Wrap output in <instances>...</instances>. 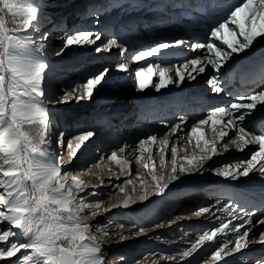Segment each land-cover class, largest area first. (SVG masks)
I'll return each instance as SVG.
<instances>
[{
    "label": "snow or ice",
    "instance_id": "6c2138e0",
    "mask_svg": "<svg viewBox=\"0 0 264 264\" xmlns=\"http://www.w3.org/2000/svg\"><path fill=\"white\" fill-rule=\"evenodd\" d=\"M128 7L135 9L138 4L133 2ZM183 9L185 14L212 19L200 31L157 38L152 46L131 53L127 42L115 35H105L83 25L61 29L57 38L62 44L56 49V56H63L72 47H87L97 57L117 49L118 59L83 71L77 80L62 85L57 94L50 91L51 64L47 56L52 33L42 30L41 0H0V264H106L109 257L95 233L108 236L107 226L89 224L86 218L113 210H136V205L147 211L153 197L164 198L177 182L183 184L185 178L202 177L205 173L234 182L255 178L264 197V82L251 91L235 94L227 87L228 73L232 70L230 61L257 48L264 54V0H235L227 7L217 0H199L195 5H183ZM102 11L92 8L87 13L97 26ZM6 15H10L14 25L11 28ZM173 48L188 49L195 55L170 54L167 50ZM114 71L132 77L138 93L152 90L159 94L172 86L180 88L186 82L203 80L213 96L226 94L232 100L211 107L202 118L192 121L190 127L189 116L184 114L172 121L161 120L163 132L147 133L134 142L112 144L104 150L98 148L95 159L80 170L99 180L103 187L105 181L100 173L107 168L103 163L107 159L119 168V173L110 176L109 182L113 177L115 180L126 177L122 183L113 184L123 194L122 199L103 207V201L88 200L101 193L95 190L85 193L87 183L77 180L71 171L64 170L62 174L64 165L51 160L56 155L55 143L56 147L65 149L58 159L67 156L65 163H72L97 131L87 128L69 136L66 131L57 130L54 114L45 103L90 101ZM259 79L264 81V70ZM205 127L215 133L213 138L206 136ZM180 141L193 147L192 154ZM233 150L245 155L214 166V158ZM154 151L159 156L158 166ZM133 160L148 172L150 180L137 174L139 184L134 183ZM93 168L97 171L93 172ZM127 186H131L130 192ZM258 211L255 206L249 211L231 198L201 206L193 215L199 218L208 214L206 218L215 217L220 221L219 226L204 230L190 247L176 256L161 258L176 261L193 257L206 243L225 234L223 242L211 252L210 261L205 260L204 264L221 261L228 264L225 257L244 256L251 245H264V231L258 239L250 238L253 227L264 224V215L254 224ZM217 212L222 216H216ZM222 217L231 219L225 222ZM238 219L243 222L233 223ZM116 227L121 230L115 233L121 242L138 238L145 231L135 222L130 225L117 222ZM229 232L234 234L231 238L226 235ZM115 258L122 264L127 259L123 255ZM135 264H140L139 260ZM253 264H264V256Z\"/></svg>",
    "mask_w": 264,
    "mask_h": 264
},
{
    "label": "rangeland",
    "instance_id": "374dc122",
    "mask_svg": "<svg viewBox=\"0 0 264 264\" xmlns=\"http://www.w3.org/2000/svg\"><path fill=\"white\" fill-rule=\"evenodd\" d=\"M131 1L135 0H41L43 11V18L41 21L42 30H50L52 33L49 39L47 56V60L51 64V71L49 73L50 91L60 94L62 85L74 82L78 79L79 74L88 69L87 67H85L82 71L78 72L77 70L82 65L92 67L101 63H108L111 58H113L112 63L117 61L118 59V50L109 55L104 54L101 57H97L94 51L91 48L87 47H72L67 50L63 56H56L55 51L62 44V40L57 38L60 36V34H56L57 31H61V29L64 28L72 29L74 26L80 27L83 25L93 30L102 31L105 33V35H115L117 37L121 35L123 37L122 39L120 38L121 40L125 39L124 37L126 36V34L131 35L133 33L135 34V36L132 35L133 38L137 37V35H139L140 33H130L131 29L129 28L131 24H135V22H137L138 18L135 19L134 17L140 15L139 18H141L145 15L146 17L144 18H153L152 16L154 15H151V13H155V9H157L159 6H154V2H158L155 0L153 3H148V1L146 0H136V4H138V7L135 9L132 8L133 11L128 12V18L125 20L126 22L124 21L126 24H129V26H127L129 31L126 32L124 30V33H121L119 31V34V32H117L115 28L125 29L126 27L122 26L124 22L118 24L116 20L114 21L109 17L110 15L111 17H115L118 10L120 9V5L124 2L130 4L132 3ZM186 2L187 4H192L191 0H187ZM92 8L103 10L102 14L99 17L100 24L98 26L93 23V18L88 17L87 15V13ZM139 9L141 10V12ZM183 13L185 15V12L182 10L180 14ZM170 18V21H173L175 19V17L173 16H170ZM5 20L8 22V26L10 28L14 26L11 23L10 15H6ZM169 22H158L155 20L154 24L159 23L160 30L154 29L150 32L148 31V38L147 40H145L144 44L140 46V49L152 46V44L157 40V38L171 37L174 35H184L182 29L179 28L180 24L178 21H174L176 24L172 25L173 27L171 28V30H161L162 28H167L172 24H169ZM146 23L139 22L138 27L141 24L143 26ZM190 25L191 27H194L195 24L191 23ZM71 26L72 28H70ZM150 26L154 27L153 25ZM145 33H147V31ZM163 33L167 34L165 35ZM145 35H143V38L146 37ZM134 49L136 48L134 47ZM129 50H131L129 52L131 53L139 49L133 50V48H129ZM167 51L170 54L174 53L177 56L181 57H192L195 55V53L191 52L190 50L182 48H173ZM246 56L248 55L241 54L239 57ZM239 57H235L233 61H230V64L232 65V70L228 73V75L234 80V83L240 82L235 76L232 77V74H234L236 61ZM132 67L135 68L136 65L134 64L132 65ZM132 79L133 78L127 74L114 71L107 77L106 83L99 88V90L96 92V94L90 101L85 100L79 103H77L76 101H72L67 104H49L46 101L45 106L54 114L57 130L66 131L69 136L73 133L87 128H94L98 133L100 129H98L97 127H101L100 124L103 122H106L103 127H107L106 129H108V131H112L111 127L113 121H116V119L118 118L124 119L131 114L136 115L132 119V121H128L130 123V126L128 127L126 134L124 131L123 136L117 138V140L115 141L112 139L110 143L109 140L111 139L113 133H107L108 135H106V137L100 135L98 137L95 136L94 140L90 144V149H92V147L94 146L95 149L91 153H88V150L86 151L87 145H85L80 150L77 157L70 164L65 163V161L68 159L67 156L64 157V160L58 159V154L63 152L65 149L58 148L56 147L55 143H53V148L55 149L56 155H52L51 160L54 163H60L64 165L62 174L64 170H67L71 171L72 174L76 176L77 171L83 169L84 167H86L89 161L95 159V153L98 148L104 150L103 148L107 147L108 149L110 144L112 145L123 142H134L147 133H159L165 131L162 124L160 123L161 120H175L178 118V115H181L183 111H186L185 113L189 116L190 127L192 121L202 118L203 115L207 114V111L211 107L216 105L219 106L220 104L223 105L232 100L230 96L226 94H221V96L219 97L213 96L210 92H208L207 86L203 80H198V82H192L190 84L186 82L180 88L172 86V88L176 91V94L167 95L166 93L162 94V92L157 94L152 90H149V93L148 90L145 93H138L134 90ZM185 91L187 93L184 94ZM182 93L184 95H182ZM147 94H149L148 97H146ZM180 96H183L182 98L184 99L188 97L190 99L197 98L199 101L198 104L200 105L199 108L196 107L195 109H198L195 111H193L192 109L190 110L187 106L184 105L183 102H181V98H179ZM173 100H175L174 105L176 107L173 106V109L172 105H170L173 109V112L171 114H167V112H164L165 108L161 106L158 107L159 103L165 104L166 102L165 105H167L168 102H171ZM211 102H213V104ZM61 107H65L66 109L68 108L69 110H66L64 112L56 111ZM114 113L117 114L113 115ZM187 130L188 129H185V132H187ZM205 133L208 138H213L215 135V133H213L207 127H205ZM67 138L68 137H66V139ZM55 139L56 137L53 136L54 141ZM183 144L184 147L188 148L189 154L194 151L193 147L187 145L185 141H180V145L183 146ZM118 154L121 156L126 155V153ZM183 154V151H181L180 155ZM242 154L244 155L245 153ZM153 157L158 166L159 156L156 155L155 151L153 152ZM129 159L132 158L129 157ZM236 160H239V158H237ZM236 160H229L226 162H233ZM103 163L107 165V168H105V170L100 173L101 178L105 181L103 187L100 186L99 180H95V178L89 174H85L84 178L81 181H84L89 186L85 189V193L92 192L93 190H95L102 194L96 198L88 197V200L92 202L103 201V207H108L111 203L122 199L123 194L119 193L118 189H114L113 184L122 183V181L126 177L121 176L120 180H115V178L113 177V180L109 182V177L112 176L114 173H119V168L112 161L107 159H105ZM167 163L170 167V154ZM107 169H111V171L109 172ZM157 170L159 171V167ZM92 171L95 172L97 170L93 168ZM137 174H139L146 180H150L148 172L142 167V165L136 164L133 160L131 178L133 179L134 183L138 185L139 181L136 178ZM217 177L218 176H214L211 173H205V176L202 177H198V175L195 177H190L184 188L182 187V184L180 182H177L172 192L166 195L164 198L153 197L152 204L149 206V209L147 211L141 210L143 209L142 205H136V210H113L112 212L107 214L101 212V214L103 213V215L97 217L98 220H100H96V222L93 220L95 219V216L89 215V219L86 221L87 223L92 225L107 226V231L109 232L108 236H104L102 232L95 233L97 236V241L101 243L102 250L109 257V259H107L106 261V264H110L112 261H117L121 264V261L115 258L120 255H123L127 258L123 262V264H135L136 260H139L140 264H152L153 260L156 261V264H204L205 260L210 261L211 252L214 251L216 247H219L220 243L215 244L212 247L206 248V251L204 253H195L193 257L184 258L183 260L177 259L176 261H172L168 259H162L161 257L176 256L180 250L188 248V245L182 246L180 243H177L176 246H168L173 245L174 243V240L172 243L169 242L170 240H172V237L170 236L171 232L173 231L174 227H177L179 223H189L192 221L200 220V218L205 217L206 214L197 218L193 215V212L198 210V208L201 206L207 207L212 205L210 203V199H213L214 196L206 193L207 191H201L202 189H199V187H188L190 183L192 182V184H194V179L197 178L199 180V183L197 185L205 186L209 183L212 184V181L216 180ZM220 178L221 177H218V179ZM201 180L204 181L200 182ZM127 190L130 192L131 186H127ZM137 191H139L138 188ZM199 192L203 193V195L205 193V196H202L200 200H195L197 199L196 195ZM210 192L215 193L214 190H210ZM175 203L176 206H174ZM213 203H215V201ZM116 215H118V218L121 219L116 220ZM261 215H264V213L259 212V216L256 219L260 218ZM169 221H174V223H171L169 225ZM117 222H122L126 225H130L131 223L135 222L138 225L143 226L145 231L143 233H140L138 238L130 237L121 242L115 235L116 232L121 231L118 227H116ZM155 224H160L163 226L158 228L152 227V225ZM200 228L201 227H196L192 230V232H190L192 238L197 237L199 234H202L204 230H207V228ZM208 229H211V227H209ZM93 231L95 232V228L93 229ZM123 231L127 232L128 228L126 227ZM241 231H243V229ZM261 231H264V224H256L251 232L253 235L252 237L258 239L259 233ZM184 233L185 235L189 236V232ZM220 240L222 243L224 238L220 237ZM251 250L253 252L257 250L255 248V245L251 248ZM242 262L236 261V263L233 264H240ZM246 262L247 261L244 260V263ZM252 262L253 261H251L249 264H251ZM219 264H224V262H219Z\"/></svg>",
    "mask_w": 264,
    "mask_h": 264
},
{
    "label": "bare ground",
    "instance_id": "6f19581e",
    "mask_svg": "<svg viewBox=\"0 0 264 264\" xmlns=\"http://www.w3.org/2000/svg\"><path fill=\"white\" fill-rule=\"evenodd\" d=\"M146 1H148V3H151L152 2V0H146ZM192 1L193 0H191V2ZM231 1L235 2V0H231ZM131 2L132 3L133 2L134 3H137L136 0L135 1H131ZM176 2H183L185 4L187 3L184 0H176ZM128 5L129 4H127L126 2H124L123 4H121L120 5V9L118 10V12L115 15V17H111V15H110L109 18L112 19V20H114V21L116 20V22L118 24L119 23H123L128 18L127 17L128 12L129 11H133V9L131 7H128ZM154 6L155 7H158V5H157L156 2L154 3ZM177 10H179V11L183 10V5L175 6L174 12H176ZM162 11H163V9L160 8V7H158L157 9H155V13L152 12L151 15L152 14L153 15H155V14L156 15H159V14L162 13ZM140 12H141V10H140ZM180 15L183 16V17L180 18L181 17ZM180 15L177 16L178 19L175 18L173 21L171 20L169 22V24L172 23L170 26H168L167 28H162L161 30H164V31L171 30V28L173 27L172 25H175L176 24L174 21H178L179 24H180V27L179 28L182 29V27H185V25H184L183 22H180V19H183V21H186L187 20L188 23H190L191 21L194 22V23H196V26L195 27H197V29H194L195 27H192V29L191 28H188V29H186V32L184 34H186V33L187 34H190V33L194 32V31H200L202 29V27H204L203 24L205 22H204L203 18L200 17L201 18V21H196L195 22V20L193 19V17H191L192 15H186V16H184V14H180ZM139 17H140V15H138L137 17H134V18L137 19ZM211 19H212V17H209V19L208 20H205V21L210 22ZM70 28H72V26ZM115 29H116L117 32H119V31L121 32L122 31V28H115ZM120 32H119V34H120ZM60 33H61V31L58 30L56 34H60ZM123 33H124V31H123ZM163 34L166 35L167 33H163ZM143 35H145V34L140 33L139 35H137V40L144 39L143 38L144 37ZM118 37L121 38V39L123 38L121 35H119ZM124 38H125L124 40L126 41L128 38H133V36L132 35H129V34H126V37H124ZM116 50L117 49H114L113 52H115ZM253 52H255V51H253ZM253 52H249V53H253ZM107 55H109V54H107ZM240 58H242V57H239L238 59H240ZM112 59L113 58H111L108 63H112ZM85 67H87L88 69L90 68L89 66H83L82 65V66L79 67V69L77 71L78 72L79 71H82L83 68H85ZM234 76H236V78L241 81L242 78H240V76L237 75L235 73V71H234V74H232V77H234ZM227 86L235 94V93H242V92L251 91L253 88L257 87L258 84H254V85L250 84V85H248L247 83H242V82L234 83V80L232 78H230L229 75H228ZM148 93H149V90H148ZM164 93H166L167 95H173V94H176V91L172 87H170L169 89L163 90L162 91V94H164ZM185 93H187V92L185 91L184 94ZM184 94L182 93V95H184ZM148 96H149V94H147L146 97H148ZM182 97L183 96H180L179 97V98H181L180 99L181 102H183L184 104H186L188 102L189 105H191L192 107H194L192 109L193 111H195V110H197L199 108L200 105L198 104L199 101H198L197 98L190 99L188 97V98H185L184 99ZM230 98L232 99V97H230ZM174 102H175V100H173L171 102H168L167 105H165L166 102H165V104L164 103H159L158 104V107L161 106V107L165 108V111L164 112H167V114H171L173 112V109H174L173 106L176 107L174 105ZM170 105H172V108L173 109L171 108ZM201 106H202V104H201ZM196 107H198V108L195 109ZM66 110H69V109L68 108L66 109L65 107L64 108L61 107V108H59L56 111H63L64 112ZM96 112H99V111H96ZM135 116L136 115H132L131 114V115L127 116L124 119H121V118L116 119V121H113L112 122V127H111L112 128V131L111 130L108 131V129L103 128L102 126L101 127H97L98 129H100V131H98L96 137H98L99 135L100 136H103V137H106V135H108L107 133H113L111 139L109 140V143H110V141H112V139L114 141L117 140V138L123 136V134H124L123 132L124 131H125V134L127 133V129L130 126V123L128 121H132V119ZM172 139L174 140L175 138H172ZM93 140H94V138L86 144L87 145L86 146V151L88 150V153H91L95 149V146L92 147V149H90L91 148V145L90 144H91V142ZM183 146H184V144H183ZM103 149H107V147H105ZM222 151H223V149H221V152ZM223 155L214 158V161H215L214 166L221 165L222 163H224L226 161H229V160H236L237 158L241 159L245 154L243 155L242 153L233 150L232 152L225 153V155L224 156ZM84 175H85V172L79 170V171H77V175L75 176V178L77 180H82L84 178ZM203 176H205V174ZM198 177H201V176H198ZM189 178L188 179L185 178V182L182 184V187L183 188L186 186V183L189 180ZM203 181L204 180H201L200 182H203ZM207 182H209V181H207ZM212 182H213L212 184L209 183V184H206L205 186L204 185H197L199 183V180L196 178V179H194V184H192V182H191L188 187L194 188L196 186L197 188L199 187V189H202L201 191H207L206 193L213 195L214 198L213 199H210L211 200L210 201L211 204H214L213 202L216 201V199L225 200V199L231 198L234 201L240 203L241 205L246 206L249 209V211H251V209L255 206L256 208L260 209V211L257 212V216L254 218V221L259 216V212H263L264 213V203H262V200H264V197H262V195H261L260 183H259V181L257 179H255V178H252V179H249V178H241L238 182H234V181H230V180L229 181H225L223 178L218 179V177H217V179L214 180V181H212ZM177 187H178V185H177ZM196 190H198V189H196ZM210 190H214L215 193L210 192ZM202 196H205V193H204V195H203V193H200V192L197 193V195H196L197 199H195V200H200V198H202ZM170 198H174V197H170ZM174 206H176V203L174 204ZM237 211H239V209H237ZM101 215H103V213L102 214L100 213V214L96 215L95 216V219H93V220L96 222V220H98L97 217H99ZM207 215L208 214H206V216ZM241 215H243V214L241 213ZM206 216L200 218V220L192 221V222H189V223H179L176 228L174 227L173 231L170 234V236L172 237L171 238L172 240H170L169 242L172 243L173 240H174V243H173V245H168V246H176L177 243H180L182 246H187L188 245L187 247H190V243L192 241H195V239L198 238V236L192 238V235H191L190 232H192V230L194 228L201 227L200 229H204V228H207L208 229L209 227L212 228L213 226H219L220 221L216 220L215 217H212L211 219H207ZM216 216H222V214L219 213V212H217L216 213ZM222 218L225 219V222L228 219H231V217H222ZM119 219H121V218H118V215H116V220H119ZM245 219H247V217H245ZM242 222L243 221H241L239 219L236 220V221H233V223H242ZM258 225H260V224H258ZM184 232H189V236L185 235ZM226 235H227L228 238H231L234 234L229 232ZM252 236H253L252 233H250V238ZM220 237H222L224 239L226 238L225 237V234H219L216 241L211 242V243H206L205 246H202L201 249H198L197 254L204 253L206 251V248L212 247L215 244L221 243ZM254 245H255V248L257 249L255 252H253L251 250V248ZM262 256H264V245H260L259 243H256V244L251 245L250 248L245 251L244 256H240L239 254H237L236 256H231V258H230V256L229 257H225V260L228 261V264L236 263V261H238V262H240V261L242 262L243 261L240 264H246V263L249 264L251 261H254L255 259L260 258ZM244 260H246L247 262L244 263ZM221 262H223V261H221ZM110 264H120V263H118L117 261H115V262L112 261ZM121 264H122V262H121ZM143 264H146V263H143ZM251 264H253V262Z\"/></svg>",
    "mask_w": 264,
    "mask_h": 264
},
{
    "label": "clouds",
    "instance_id": "9594fccd",
    "mask_svg": "<svg viewBox=\"0 0 264 264\" xmlns=\"http://www.w3.org/2000/svg\"><path fill=\"white\" fill-rule=\"evenodd\" d=\"M86 219H89V218H86Z\"/></svg>",
    "mask_w": 264,
    "mask_h": 264
}]
</instances>
